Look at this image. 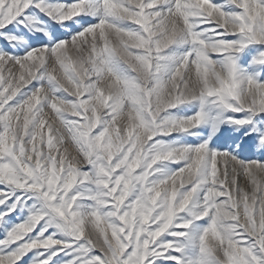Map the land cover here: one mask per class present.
I'll list each match as a JSON object with an SVG mask.
<instances>
[{
	"label": "snow or ice",
	"instance_id": "obj_1",
	"mask_svg": "<svg viewBox=\"0 0 264 264\" xmlns=\"http://www.w3.org/2000/svg\"><path fill=\"white\" fill-rule=\"evenodd\" d=\"M0 264H264V0H0Z\"/></svg>",
	"mask_w": 264,
	"mask_h": 264
}]
</instances>
